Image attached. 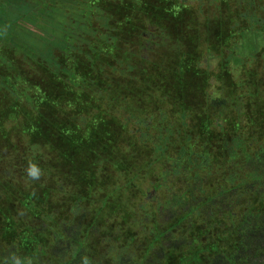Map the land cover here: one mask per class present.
Instances as JSON below:
<instances>
[{"label": "trees", "instance_id": "1", "mask_svg": "<svg viewBox=\"0 0 264 264\" xmlns=\"http://www.w3.org/2000/svg\"><path fill=\"white\" fill-rule=\"evenodd\" d=\"M2 3L0 264H264V0Z\"/></svg>", "mask_w": 264, "mask_h": 264}, {"label": "flooded vegetation", "instance_id": "2", "mask_svg": "<svg viewBox=\"0 0 264 264\" xmlns=\"http://www.w3.org/2000/svg\"><path fill=\"white\" fill-rule=\"evenodd\" d=\"M3 0H0V3L2 2ZM7 2L8 1H11V2H13V0H6ZM12 5V4H11ZM0 8L2 9L3 8V3L2 4H0ZM11 9L13 8V7H10ZM18 8V7H17ZM19 17H20V15H18L17 13H11V16H10V23L8 24V25H3V24H1L0 23V32H3L4 33V31L6 30V31H9V30H11L12 28H13V25L12 24H14L15 23V20H17V19H19ZM7 19V18H6ZM25 16H24V14H22V16H21V21L20 22H18L17 24H19V23H21V25L23 24V25H25ZM6 27H9V28H7V29H5ZM27 28H29L27 25H25L24 27L22 26V29L24 30V31H21L22 33H25L26 32V30L25 29H27Z\"/></svg>", "mask_w": 264, "mask_h": 264}, {"label": "clouds", "instance_id": "3", "mask_svg": "<svg viewBox=\"0 0 264 264\" xmlns=\"http://www.w3.org/2000/svg\"><path fill=\"white\" fill-rule=\"evenodd\" d=\"M33 175H35V173L33 172Z\"/></svg>", "mask_w": 264, "mask_h": 264}, {"label": "rangeland", "instance_id": "4", "mask_svg": "<svg viewBox=\"0 0 264 264\" xmlns=\"http://www.w3.org/2000/svg\"><path fill=\"white\" fill-rule=\"evenodd\" d=\"M9 32V31H8Z\"/></svg>", "mask_w": 264, "mask_h": 264}]
</instances>
